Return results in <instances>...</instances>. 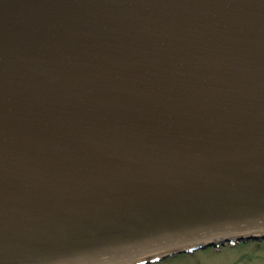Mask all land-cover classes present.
<instances>
[{
	"label": "water",
	"instance_id": "1",
	"mask_svg": "<svg viewBox=\"0 0 264 264\" xmlns=\"http://www.w3.org/2000/svg\"><path fill=\"white\" fill-rule=\"evenodd\" d=\"M250 239L264 0H0V264Z\"/></svg>",
	"mask_w": 264,
	"mask_h": 264
},
{
	"label": "rangeland",
	"instance_id": "2",
	"mask_svg": "<svg viewBox=\"0 0 264 264\" xmlns=\"http://www.w3.org/2000/svg\"><path fill=\"white\" fill-rule=\"evenodd\" d=\"M153 264H264V241L200 249Z\"/></svg>",
	"mask_w": 264,
	"mask_h": 264
}]
</instances>
